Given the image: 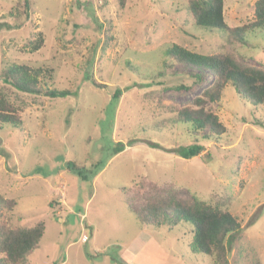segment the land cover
<instances>
[{
	"label": "rangeland",
	"instance_id": "374dc122",
	"mask_svg": "<svg viewBox=\"0 0 264 264\" xmlns=\"http://www.w3.org/2000/svg\"><path fill=\"white\" fill-rule=\"evenodd\" d=\"M253 4L225 0L227 23L251 22ZM186 6L187 0H125L124 8L121 0H0V72L10 64L41 68L43 85L73 92L50 99L0 82L24 122L0 127V193L17 201L13 210H0V219L14 227L46 225L26 264H214L191 250L190 224L140 223L121 188L143 178L172 185L181 197L221 202L242 227L229 240L228 264H264V106L241 100L229 84L218 103L204 105L228 133L216 144L200 141L206 149L198 157L174 151L195 141L189 125H169L171 108H197L212 80L196 82L169 68L165 51L176 43L210 55L227 46L225 32L196 26ZM39 33L44 43L34 52L27 43ZM247 41L235 46L239 59L264 68V29ZM71 164L94 176L83 180Z\"/></svg>",
	"mask_w": 264,
	"mask_h": 264
},
{
	"label": "trees",
	"instance_id": "16d2710c",
	"mask_svg": "<svg viewBox=\"0 0 264 264\" xmlns=\"http://www.w3.org/2000/svg\"><path fill=\"white\" fill-rule=\"evenodd\" d=\"M121 5L125 7V0H121ZM186 8L196 26L225 32L227 43L226 51L218 54H200L176 43L165 51L166 59L170 62L169 68L179 67L181 74L196 82H203L207 78L212 80L211 86L203 91L201 97L195 99L197 108L172 107L174 116L171 122L166 120L161 123L163 127L160 128L178 123L190 126L187 129L192 132L195 142L174 150L178 156L187 160L198 157L206 149L200 141L216 144L219 138L228 133L219 116L207 111L204 105L207 102L218 103L229 84L234 87L241 100L253 107L264 106V68L243 62L235 51L238 44L249 46L248 33L264 29V0H254V19L237 27L230 26L225 19V0H187ZM29 9V2L26 1L24 11L27 15ZM37 35V39H30L27 43L34 52L39 51L44 43L43 35ZM110 39L111 36L107 34L106 46ZM41 71V68L35 69L23 64L6 65L0 72V82L16 92L50 99L66 98L73 94L71 90L43 85L40 81ZM87 80L101 87L92 77L88 76ZM120 93L117 90L114 98L120 97ZM20 112L21 108L13 104L0 88V127L21 128L24 122ZM68 169L83 180L94 176L84 166L71 164ZM121 191L127 197L130 210L143 226L172 229L181 223H188L193 233L191 250L207 255L214 264H228L229 240L242 227L228 210L221 208V202L213 205L194 196L181 197L176 187L158 184L147 178L130 187L121 188ZM16 206V200L6 198L0 193V210L11 211ZM45 231L46 225L43 221L33 227H14L7 217L1 216L0 264H26L28 258L40 248Z\"/></svg>",
	"mask_w": 264,
	"mask_h": 264
},
{
	"label": "built area",
	"instance_id": "2783aa9c",
	"mask_svg": "<svg viewBox=\"0 0 264 264\" xmlns=\"http://www.w3.org/2000/svg\"><path fill=\"white\" fill-rule=\"evenodd\" d=\"M83 240L85 241V238Z\"/></svg>",
	"mask_w": 264,
	"mask_h": 264
}]
</instances>
